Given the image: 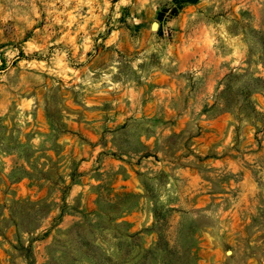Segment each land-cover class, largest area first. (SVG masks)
<instances>
[{"label": "rangeland", "instance_id": "rangeland-1", "mask_svg": "<svg viewBox=\"0 0 264 264\" xmlns=\"http://www.w3.org/2000/svg\"><path fill=\"white\" fill-rule=\"evenodd\" d=\"M0 264H264V0H0Z\"/></svg>", "mask_w": 264, "mask_h": 264}, {"label": "bare ground", "instance_id": "bare-ground-1", "mask_svg": "<svg viewBox=\"0 0 264 264\" xmlns=\"http://www.w3.org/2000/svg\"><path fill=\"white\" fill-rule=\"evenodd\" d=\"M153 28H154V26H153Z\"/></svg>", "mask_w": 264, "mask_h": 264}, {"label": "water", "instance_id": "water-1", "mask_svg": "<svg viewBox=\"0 0 264 264\" xmlns=\"http://www.w3.org/2000/svg\"><path fill=\"white\" fill-rule=\"evenodd\" d=\"M154 26V25H153ZM155 27V26H154Z\"/></svg>", "mask_w": 264, "mask_h": 264}]
</instances>
